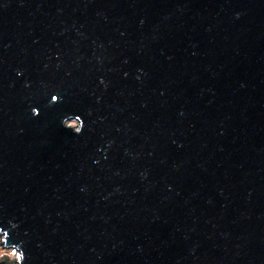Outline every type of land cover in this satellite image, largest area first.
<instances>
[{"label":"water","instance_id":"obj_1","mask_svg":"<svg viewBox=\"0 0 264 264\" xmlns=\"http://www.w3.org/2000/svg\"><path fill=\"white\" fill-rule=\"evenodd\" d=\"M0 247L264 264V0H0Z\"/></svg>","mask_w":264,"mask_h":264},{"label":"rangeland","instance_id":"obj_2","mask_svg":"<svg viewBox=\"0 0 264 264\" xmlns=\"http://www.w3.org/2000/svg\"><path fill=\"white\" fill-rule=\"evenodd\" d=\"M67 124H77V123L75 121H68ZM3 254H8L10 256V259H13V256L15 254L16 259L18 258V253L16 251H14V250H11V249L0 248V257Z\"/></svg>","mask_w":264,"mask_h":264},{"label":"built area","instance_id":"obj_3","mask_svg":"<svg viewBox=\"0 0 264 264\" xmlns=\"http://www.w3.org/2000/svg\"><path fill=\"white\" fill-rule=\"evenodd\" d=\"M1 248V247H0ZM4 249V248H3ZM11 250H14V249H11ZM14 251H16V250H14ZM17 252V251H16ZM18 253V252H17ZM18 257H19V254H18ZM18 259V258H17Z\"/></svg>","mask_w":264,"mask_h":264}]
</instances>
